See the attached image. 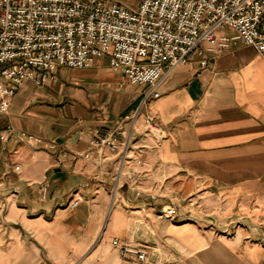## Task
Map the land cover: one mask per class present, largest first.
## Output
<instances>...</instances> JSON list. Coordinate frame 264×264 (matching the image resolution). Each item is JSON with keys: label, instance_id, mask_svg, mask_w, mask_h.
<instances>
[{"label": "crops", "instance_id": "1", "mask_svg": "<svg viewBox=\"0 0 264 264\" xmlns=\"http://www.w3.org/2000/svg\"><path fill=\"white\" fill-rule=\"evenodd\" d=\"M111 1L134 9L141 0ZM206 55L204 66L192 56L175 67L160 96L140 111L127 151L138 181L123 179L114 197V153L105 150L103 160L95 153L89 159L58 154L86 150L87 124L102 131L121 121L127 127L131 111L119 117L104 99V116L81 126L63 114L64 106H45L40 125L28 128L30 106L56 98L63 84L26 80L18 87L0 114V132L13 123L55 139L57 147L0 135V264H138L119 257L109 243L114 236L152 246L158 261L264 264V57L243 43ZM60 68L72 75L76 69ZM146 112L160 125L159 138L145 132ZM169 204L177 215L160 216Z\"/></svg>", "mask_w": 264, "mask_h": 264}, {"label": "built area", "instance_id": "2", "mask_svg": "<svg viewBox=\"0 0 264 264\" xmlns=\"http://www.w3.org/2000/svg\"><path fill=\"white\" fill-rule=\"evenodd\" d=\"M226 28L232 32L225 31ZM243 43L264 57V0H141L127 9L111 0H0V114L11 105L17 88L26 80L40 86L56 81L60 67L82 69L105 58L110 69L132 85L144 87L142 98L114 129L94 128L86 150H63L59 158L103 160V152L115 154L111 184L114 197L122 180L136 185L138 176L128 166L127 151L136 118L149 99L160 96L165 77L192 56L204 66L206 53L216 54ZM146 133L160 137L156 118L143 114ZM30 145L54 150L57 141L16 130L11 124L1 130ZM98 162V161H97ZM46 195L43 187L41 196ZM174 204L163 206L159 215L172 218ZM122 260L138 264H180L158 261L155 250L144 243L133 244L117 236L109 240Z\"/></svg>", "mask_w": 264, "mask_h": 264}, {"label": "rangeland", "instance_id": "3", "mask_svg": "<svg viewBox=\"0 0 264 264\" xmlns=\"http://www.w3.org/2000/svg\"><path fill=\"white\" fill-rule=\"evenodd\" d=\"M102 60L89 68L72 70L73 75L66 72L69 69H66V71H63L61 68L57 69L55 86L58 87L61 82L63 84L59 95L56 97L57 99L55 97L36 99L38 100L37 103H32L33 105L30 106L33 114L26 116L29 121L27 127L33 128L40 125L41 122L39 121L47 110L45 106H64L65 110L63 114H66L70 118L71 116H75V119L81 126H85L86 122L89 121H99L104 116L106 110L101 105V101L104 99L109 100L107 110L116 111L119 117L128 110L133 111L136 109L142 98L144 87H137L136 85L134 87V85L129 84L126 80L122 81V83L120 82L121 85H118L119 81L124 77L121 78L119 74L111 73L108 70L106 60ZM18 90L17 88L16 92ZM133 99L136 100L135 104H130L127 108H124ZM55 102L58 104H55ZM50 110L49 114L54 113L52 109ZM12 125L15 126L13 123ZM87 126L90 127L87 131L92 135L94 131L93 125L87 124ZM47 193L48 189H46Z\"/></svg>", "mask_w": 264, "mask_h": 264}]
</instances>
